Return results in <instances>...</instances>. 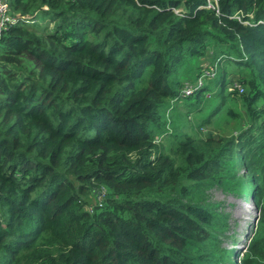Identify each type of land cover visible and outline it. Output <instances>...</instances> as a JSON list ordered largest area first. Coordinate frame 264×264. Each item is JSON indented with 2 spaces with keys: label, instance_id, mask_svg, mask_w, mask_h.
Listing matches in <instances>:
<instances>
[{
  "label": "trees",
  "instance_id": "trees-1",
  "mask_svg": "<svg viewBox=\"0 0 264 264\" xmlns=\"http://www.w3.org/2000/svg\"><path fill=\"white\" fill-rule=\"evenodd\" d=\"M9 2L0 264H264V0H218V12L208 0ZM210 57L220 89L207 82L186 105L201 111L229 91L224 62L249 67V124L203 145L174 133L166 153L167 112ZM187 66L198 67L191 79ZM218 185L261 209L240 261L224 247Z\"/></svg>",
  "mask_w": 264,
  "mask_h": 264
},
{
  "label": "rangeland",
  "instance_id": "rangeland-1",
  "mask_svg": "<svg viewBox=\"0 0 264 264\" xmlns=\"http://www.w3.org/2000/svg\"><path fill=\"white\" fill-rule=\"evenodd\" d=\"M209 60L212 63H218L212 57L204 59L202 63ZM224 62V67L226 69L227 80L235 86L239 84L245 87L244 92L231 94L228 89H225L224 95H219L218 99L221 101L224 99V103L221 105L216 113L213 110L219 104L217 97L213 96L211 101H208L204 107H201V111L190 109L191 106H187V102H192V98L180 96V99H176L169 108L167 130L171 134L165 133L158 139L160 146H163L166 153L172 152V149L176 147L177 141H175L174 133L183 137L186 134L192 135L197 141L206 140L208 136H213L215 139L219 138H231L237 137L239 134L246 130L249 124L246 109L243 104V94L248 95L251 93L250 86L248 83L243 82L245 77L251 75V69L249 67H239L238 65L228 62ZM198 67L191 68L187 66L184 68V72L188 74L189 79L194 77L197 73ZM221 70H218V77L221 76ZM196 79V78H195ZM193 81V80H189ZM210 91H217L220 87L215 86V82H208ZM233 88V89H234ZM232 89V90H233ZM209 91L205 93L208 95ZM203 95V99H206ZM230 96V98H229ZM188 98V99H187ZM229 98V99H228ZM226 99V101H225ZM228 99V101H227ZM206 103V101H204ZM198 101L197 104H199ZM233 110L234 114L229 113V109ZM207 119V121H205ZM203 145V143L201 142ZM224 185H218L209 191L212 200L220 202L223 205V212L229 214V225L226 229L224 235L222 236L224 241V247L229 249H234L237 254L238 261L242 257H245L247 252H249V246L251 244L252 238L254 237L255 231L258 226V220L261 216V209L257 205L256 200L250 196L244 198L238 196L237 194L231 193L223 188ZM225 187V186H224Z\"/></svg>",
  "mask_w": 264,
  "mask_h": 264
},
{
  "label": "built area",
  "instance_id": "built-area-1",
  "mask_svg": "<svg viewBox=\"0 0 264 264\" xmlns=\"http://www.w3.org/2000/svg\"><path fill=\"white\" fill-rule=\"evenodd\" d=\"M218 0H208L207 5L205 7L207 8H213L217 12L218 10ZM178 13H180V10H176ZM235 18L242 20V16L240 13H237ZM17 23V17L13 14L11 4L9 0H0V38L2 37L4 31L10 26ZM217 73V68L215 65L211 64L208 61H205L202 63L201 73L200 75L193 81H186L183 84L180 96L188 97L192 94H194L198 89L202 88L209 79L214 78ZM239 89L240 92L245 91V87L240 85L232 86V84H229V90L233 91L236 88ZM234 88V89H233ZM233 89V90H232ZM100 205H102L100 203Z\"/></svg>",
  "mask_w": 264,
  "mask_h": 264
}]
</instances>
